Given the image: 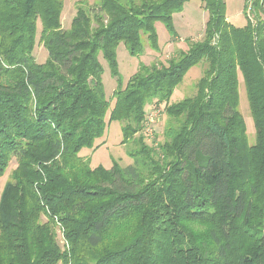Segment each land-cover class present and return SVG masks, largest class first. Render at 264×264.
Instances as JSON below:
<instances>
[{
  "label": "trees",
  "instance_id": "1",
  "mask_svg": "<svg viewBox=\"0 0 264 264\" xmlns=\"http://www.w3.org/2000/svg\"><path fill=\"white\" fill-rule=\"evenodd\" d=\"M187 1H78L64 29L63 0H0V177L16 161L0 192V264H264V0L241 27L225 0H200L202 39L125 83L118 71V45L141 55L144 36L157 51L155 23L176 37L173 14ZM100 57L116 82L112 106ZM201 62L195 93L169 103ZM152 103L168 120L154 146L144 141ZM112 121L135 145L132 162L91 167L80 150Z\"/></svg>",
  "mask_w": 264,
  "mask_h": 264
},
{
  "label": "rangeland",
  "instance_id": "2",
  "mask_svg": "<svg viewBox=\"0 0 264 264\" xmlns=\"http://www.w3.org/2000/svg\"><path fill=\"white\" fill-rule=\"evenodd\" d=\"M83 1L92 5L95 0H63V9L61 12V26L67 29L70 26L71 20L76 12L77 2ZM226 9L225 15L227 20L236 27H241L245 24L249 4L245 0H225ZM207 11L202 7L200 0H188L182 11L173 14V25L176 37L167 30L164 23L157 21L155 30L157 33L158 50H153L148 44L144 36L141 37L144 52L138 56H131L124 45L120 43L116 49V60L118 63V71L123 79V83L137 71L141 63L144 64H166L168 59L175 55L177 49H186L188 42L200 40L203 37L204 25L207 20ZM252 18L251 13L247 15ZM39 32V26H38ZM38 39V35H37ZM33 56L36 62H44L47 57V52L38 41L33 49ZM100 62L103 66L102 82L106 98L109 99L110 105H113L111 99L112 91L115 88V79L111 76L107 63L100 57ZM205 63L201 62L198 65L192 66L185 74L182 82L174 89L169 103L177 102L185 97L192 96L196 90V82L202 75ZM239 81V106L238 110L242 115L245 126L248 142L251 144L254 141V128L249 111V106L246 98L242 77L238 73ZM164 104H150L145 107L146 117L151 113H156V116L149 122L153 129L152 134L147 136L144 134V141L147 145H157L164 140L163 129L167 124V117L163 112ZM172 122V121H171ZM121 124L119 121H112L104 130L101 138L95 141L94 148H82L80 155L90 160V166L96 167L101 165L109 168L113 160H116L120 165L124 166L132 162V158L128 155V151L135 145L133 141L122 144ZM16 161L12 158L6 169V172L0 177V192L4 184L10 179L11 171L15 168ZM42 221L45 218L42 217ZM56 240L61 245L62 237L57 227L54 228Z\"/></svg>",
  "mask_w": 264,
  "mask_h": 264
},
{
  "label": "built area",
  "instance_id": "3",
  "mask_svg": "<svg viewBox=\"0 0 264 264\" xmlns=\"http://www.w3.org/2000/svg\"><path fill=\"white\" fill-rule=\"evenodd\" d=\"M252 0H248V12L247 15H249V13L251 12V2ZM262 1V0H260ZM156 116V113H151L149 116L146 117L145 122H144V134L147 136V134L151 135L153 132L152 127L150 126L149 122H151V120Z\"/></svg>",
  "mask_w": 264,
  "mask_h": 264
}]
</instances>
